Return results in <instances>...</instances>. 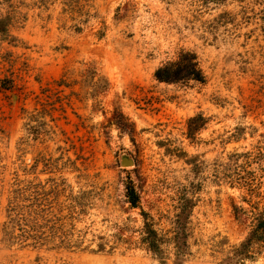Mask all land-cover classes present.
<instances>
[{
    "label": "rangeland",
    "instance_id": "rangeland-1",
    "mask_svg": "<svg viewBox=\"0 0 264 264\" xmlns=\"http://www.w3.org/2000/svg\"><path fill=\"white\" fill-rule=\"evenodd\" d=\"M263 1L0 0V264H160L142 212L165 264L227 258L264 214ZM186 53L204 81L156 79Z\"/></svg>",
    "mask_w": 264,
    "mask_h": 264
},
{
    "label": "trees",
    "instance_id": "trees-1",
    "mask_svg": "<svg viewBox=\"0 0 264 264\" xmlns=\"http://www.w3.org/2000/svg\"><path fill=\"white\" fill-rule=\"evenodd\" d=\"M262 3H264V1ZM155 77L160 82L168 83L177 82L182 79H192L200 82L204 81L203 73L198 68V64L195 62V56L190 53L183 54L180 56L178 61L158 69L156 71ZM126 197L133 208H139L140 197L131 180H129L126 184ZM15 198V202L12 204V206H10V217L13 220L15 227L23 229L27 223L29 228V232H25L16 238H19L18 241H21V243L31 241L30 245L32 246H22L23 248H39L40 246L37 245L41 244V241L44 240L43 238L45 235L44 232L41 231L43 227L40 222L41 220L48 221L46 219H48V216H53L54 209L51 208L52 210H46L47 215L46 213L44 215H40L38 210H36V212L30 216L27 207H23L20 203H18L21 197L16 196ZM35 208H38V206L36 205ZM142 215L144 217L142 240L148 246V249L151 251V253L159 258L160 264H165L166 260L163 257L164 249L162 246L163 238L159 235L157 230H155L153 225L148 222L147 214L142 212ZM32 216H34V220H31L30 217ZM54 228L55 226H52V230H55ZM99 239L103 238L101 237ZM93 241L95 242V240L87 241L84 236H81L76 247L80 251H88L91 253H102L105 251V243L97 244L96 249L91 248ZM257 242H262L264 244V214H262L257 219L255 226L250 231L246 239L239 246L235 247L231 254L219 264H246L248 261H253L255 257L253 245ZM176 248L177 251L174 264H184V252L180 246H177Z\"/></svg>",
    "mask_w": 264,
    "mask_h": 264
},
{
    "label": "water",
    "instance_id": "water-1",
    "mask_svg": "<svg viewBox=\"0 0 264 264\" xmlns=\"http://www.w3.org/2000/svg\"><path fill=\"white\" fill-rule=\"evenodd\" d=\"M135 166V159L130 154H122L121 156V167H132Z\"/></svg>",
    "mask_w": 264,
    "mask_h": 264
}]
</instances>
